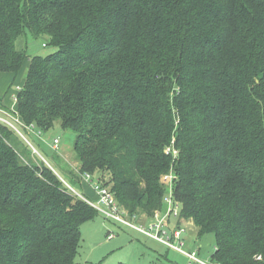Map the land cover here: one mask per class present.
Wrapping results in <instances>:
<instances>
[{
  "label": "trees",
  "instance_id": "obj_1",
  "mask_svg": "<svg viewBox=\"0 0 264 264\" xmlns=\"http://www.w3.org/2000/svg\"><path fill=\"white\" fill-rule=\"evenodd\" d=\"M26 67L17 112L76 133L83 178L152 217L174 173L212 264H264V0H0V73ZM31 146L0 122V264H77L100 214Z\"/></svg>",
  "mask_w": 264,
  "mask_h": 264
},
{
  "label": "rangeland",
  "instance_id": "obj_2",
  "mask_svg": "<svg viewBox=\"0 0 264 264\" xmlns=\"http://www.w3.org/2000/svg\"><path fill=\"white\" fill-rule=\"evenodd\" d=\"M21 42L18 44L19 49L22 48L23 43ZM45 43V39H30L29 45L32 44L30 46L39 47V50L32 56H48L57 51V48L54 47H43ZM27 72L28 67L22 72L23 80L26 79ZM19 86L21 85L16 84L12 88L13 103ZM3 110L12 112V109L2 107ZM27 138L33 151L34 149L37 151L35 154L51 168L54 167L58 175L67 182L66 184H69L80 195L85 194L89 197V194L85 193L81 187L84 178L80 174V164L74 151L76 133L64 130L60 122L57 121L48 132H42L40 136L33 133ZM56 139L60 141V144L58 149L54 150L53 144ZM89 198L96 199L94 196ZM143 218H145L144 215H137L134 221H142ZM170 222L171 229H174L175 220L173 217ZM134 224L136 225V222ZM185 228L187 230L182 233L184 244L182 247H177L187 253L196 252L200 260L210 264V259L215 252V236L209 234L199 239L197 237L198 228L192 219L185 224ZM81 232L82 240L76 260L77 264H196L177 250L170 249L133 227L123 225L101 214L94 221L83 224ZM109 233H112V237L109 236Z\"/></svg>",
  "mask_w": 264,
  "mask_h": 264
},
{
  "label": "built area",
  "instance_id": "obj_3",
  "mask_svg": "<svg viewBox=\"0 0 264 264\" xmlns=\"http://www.w3.org/2000/svg\"><path fill=\"white\" fill-rule=\"evenodd\" d=\"M43 47H45V45H43ZM19 90L20 87H17V91ZM17 95L18 93L14 97L15 106H17L18 104ZM14 108L11 110L12 112H6L4 110L2 111V106L0 104V122L11 127L23 139L29 142L23 133V128L24 130L26 129L30 133L34 134L35 130L32 126L27 127L24 124L19 113L17 112V109ZM36 133L37 134L35 135L37 136L41 135V132ZM59 144L60 141L58 139L54 140L53 149L57 150ZM34 153H37L35 149ZM167 153L172 154L174 158L178 157V151L174 150L172 146L167 149ZM84 180L90 184L94 194L96 195V199L91 200V198L87 197L84 194L80 195L74 189H72L71 186H69L68 184L66 185L72 193L76 194L82 200L87 202L90 206L96 209L99 214L103 215L106 218L115 220L123 225L133 227L140 233L164 244L170 249H175L178 252L184 254L189 258L190 261L195 262L196 264H209L200 260L196 252L187 253L181 248L177 247H182L184 244L182 241V233L184 232V230H187L185 228V224L188 223L189 220L181 216L182 206L178 201L175 200L174 191L177 176L174 173H170L162 177V183L166 187L164 206L161 211H157L154 213V215L150 218V222L146 225H138L137 223L135 225L134 219L137 217V215L131 216V218L130 213L119 204L115 197V194L112 193L108 188L102 187L98 180H95L91 175H85ZM171 217H173V219L175 220V224L173 225L175 226L174 229H171Z\"/></svg>",
  "mask_w": 264,
  "mask_h": 264
},
{
  "label": "crops",
  "instance_id": "obj_4",
  "mask_svg": "<svg viewBox=\"0 0 264 264\" xmlns=\"http://www.w3.org/2000/svg\"><path fill=\"white\" fill-rule=\"evenodd\" d=\"M30 45H32V44H30ZM29 46H28L29 56H32L34 52L39 50V47H33V46L29 47ZM24 82H25V79L23 80V74L21 76L20 75L15 76L14 74H10V73H0V104L2 107H4L5 109H13L15 107L17 109V106H15L13 103V94H12L13 90H12V88L16 84L22 86L24 84ZM81 187L85 191V193L89 194V197L94 196L96 198V195L94 194L92 188L90 187V184L87 181L84 182V180H83V183H81ZM150 218L151 217L145 216V218H143L142 221L138 220L135 222L137 224L146 225L150 222ZM109 236L112 237V233H109ZM197 237L199 238L198 235H197ZM210 261H211V259H210Z\"/></svg>",
  "mask_w": 264,
  "mask_h": 264
}]
</instances>
